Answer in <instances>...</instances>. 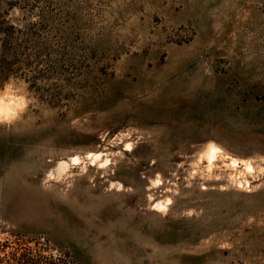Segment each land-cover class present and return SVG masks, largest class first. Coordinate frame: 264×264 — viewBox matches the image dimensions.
Here are the masks:
<instances>
[{"label": "rangeland", "instance_id": "obj_1", "mask_svg": "<svg viewBox=\"0 0 264 264\" xmlns=\"http://www.w3.org/2000/svg\"><path fill=\"white\" fill-rule=\"evenodd\" d=\"M0 242L264 264V0H0Z\"/></svg>", "mask_w": 264, "mask_h": 264}, {"label": "trees", "instance_id": "obj_2", "mask_svg": "<svg viewBox=\"0 0 264 264\" xmlns=\"http://www.w3.org/2000/svg\"><path fill=\"white\" fill-rule=\"evenodd\" d=\"M10 246L0 242V264H81L67 250H61L56 256L53 253L45 254L29 245Z\"/></svg>", "mask_w": 264, "mask_h": 264}, {"label": "bare ground", "instance_id": "obj_3", "mask_svg": "<svg viewBox=\"0 0 264 264\" xmlns=\"http://www.w3.org/2000/svg\"><path fill=\"white\" fill-rule=\"evenodd\" d=\"M64 164V163H63Z\"/></svg>", "mask_w": 264, "mask_h": 264}]
</instances>
